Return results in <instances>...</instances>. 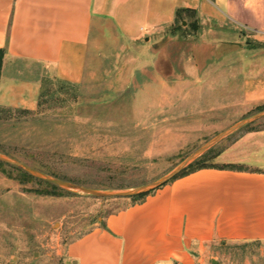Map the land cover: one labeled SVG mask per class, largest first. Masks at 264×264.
<instances>
[{
	"label": "rangeland",
	"instance_id": "rangeland-1",
	"mask_svg": "<svg viewBox=\"0 0 264 264\" xmlns=\"http://www.w3.org/2000/svg\"><path fill=\"white\" fill-rule=\"evenodd\" d=\"M191 20L167 28L157 60L149 53L152 65L133 62L140 52H122L120 64L116 52L104 51L91 55V79L44 75L36 106H0L1 153L85 186L129 189L157 180L263 110L264 35L196 29ZM248 126L203 161L224 163L223 149L264 128V117ZM23 170L0 165L2 264H64L71 240L131 201L54 188ZM215 255L219 264H264V241L218 244Z\"/></svg>",
	"mask_w": 264,
	"mask_h": 264
},
{
	"label": "crops",
	"instance_id": "crops-1",
	"mask_svg": "<svg viewBox=\"0 0 264 264\" xmlns=\"http://www.w3.org/2000/svg\"><path fill=\"white\" fill-rule=\"evenodd\" d=\"M187 17L196 29L264 31V0H0V106H36L47 74L93 78L96 52L121 64L136 51L133 62L152 65L150 51L156 61L167 28ZM219 157L249 169H198L131 200L71 240L64 264H219L216 245L264 241V128Z\"/></svg>",
	"mask_w": 264,
	"mask_h": 264
},
{
	"label": "water",
	"instance_id": "water-1",
	"mask_svg": "<svg viewBox=\"0 0 264 264\" xmlns=\"http://www.w3.org/2000/svg\"><path fill=\"white\" fill-rule=\"evenodd\" d=\"M263 117H264V109L231 125L227 129L222 131L220 134H218L217 136H215L214 138L206 142L204 145L196 149L194 152L189 154L183 161L178 163L175 167H173L169 172H167L162 177L148 184L140 185L137 187H132L129 189L104 190V189H97V188L85 186L77 182H73L67 179L49 175L38 168H35L23 161L11 158L10 156L4 153H1V152H0V161L6 164H9V165L22 168L26 172H28L29 174L33 175L34 177L40 180H43L51 184H55L67 190L75 191L78 193H84V194L92 195V196L99 197V198H130L132 196L145 193V192H149L153 189H157L160 186L165 185L167 182L175 178L183 169H185L188 165H190L192 162H194L197 158H199L206 151L214 147L220 141L224 140L226 137H228L235 131Z\"/></svg>",
	"mask_w": 264,
	"mask_h": 264
},
{
	"label": "trees",
	"instance_id": "trees-1",
	"mask_svg": "<svg viewBox=\"0 0 264 264\" xmlns=\"http://www.w3.org/2000/svg\"><path fill=\"white\" fill-rule=\"evenodd\" d=\"M179 16V15H178ZM178 20H179V17H178ZM4 54H5V50L1 49L0 50V70H1V67H2V62H3V57H4ZM249 125V124H248ZM247 125V126H248ZM250 127V126H248ZM212 149H210L208 152L204 153L202 155L201 158L195 160L194 162H192L190 165H188L185 169H183L175 178H173L172 180H170L169 182L173 181L174 179H177L181 176H184L192 171H195V170H198V169H202V168H220V169H232V170H248V166L247 165H244V164H240V163H232V162H229V163H222V164H209L207 162H204L203 159L209 155L211 153ZM1 152V151H0ZM6 163L0 161V165H5ZM6 165H9V164H6ZM22 169V168H21ZM23 173L27 176H31L33 177L31 174H29L28 172H26L25 170H23ZM52 176H55V177H59V178H64L66 179L65 177H60L58 175H55V174H52L50 173ZM67 180H71L73 182H79L77 180H74V179H68ZM167 182V183H169ZM48 183V182H47ZM166 183V184H167ZM50 184L52 187L56 188L58 187L57 185L55 184H51V183H48ZM155 189L149 191V192H145V193H141V194H138V195H135V196H132L130 197V199L133 201V202H141L143 201L150 193H152Z\"/></svg>",
	"mask_w": 264,
	"mask_h": 264
},
{
	"label": "built area",
	"instance_id": "built-area-1",
	"mask_svg": "<svg viewBox=\"0 0 264 264\" xmlns=\"http://www.w3.org/2000/svg\"><path fill=\"white\" fill-rule=\"evenodd\" d=\"M253 32H255L256 34L264 35L263 30H253Z\"/></svg>",
	"mask_w": 264,
	"mask_h": 264
}]
</instances>
